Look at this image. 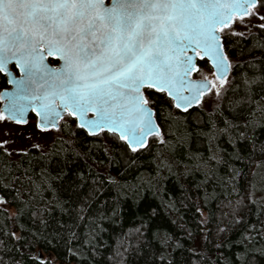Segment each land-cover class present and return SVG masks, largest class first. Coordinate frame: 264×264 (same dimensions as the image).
<instances>
[{
	"label": "snow or ice",
	"instance_id": "1",
	"mask_svg": "<svg viewBox=\"0 0 264 264\" xmlns=\"http://www.w3.org/2000/svg\"><path fill=\"white\" fill-rule=\"evenodd\" d=\"M0 73V264H264V0H0Z\"/></svg>",
	"mask_w": 264,
	"mask_h": 264
},
{
	"label": "trees",
	"instance_id": "2",
	"mask_svg": "<svg viewBox=\"0 0 264 264\" xmlns=\"http://www.w3.org/2000/svg\"><path fill=\"white\" fill-rule=\"evenodd\" d=\"M257 55H259V53H257ZM5 83H6V79L4 78L3 74L0 73V89L1 87L5 85ZM31 118H36V117L34 114H32ZM260 138L264 139V135H261ZM51 147H52V144L48 148H44V149L30 147L28 151L31 153L32 156H39L42 151H45ZM223 147L227 148L229 152L232 151V148L226 143L223 145ZM144 159L146 160L147 158L145 157ZM233 163L236 168H239L244 172L248 171V169L244 167V163H245L244 161H233ZM113 177H115V173H113ZM11 179H12L11 175L7 173L0 175V180H3L4 182H8ZM107 182L111 183L110 180ZM244 183L246 184L247 180H245ZM209 191H211V188H209ZM178 194H179V189H176L173 195H178ZM45 195L48 196L49 199H51V196H49L47 193ZM261 195H264V193H261ZM130 203L131 202H129V204ZM125 209L126 210L122 213L120 219L116 220L115 223H113L110 220H104L100 222V227L103 229H106V231L100 233V236L97 237V241L109 247V253H105L106 255L110 254V250L114 249L118 245L120 239H127V242L131 244L136 243V240L133 237L131 236L125 237V233H130L134 228L139 227V223L135 221L134 219L135 209L129 208L127 205L125 206ZM53 215L61 217L68 224L72 223L71 217L63 214L59 209H56L53 212ZM21 222L31 227V221L27 220V218H22ZM74 230L81 234L85 231L83 227H80L79 229H74ZM56 243L57 242L54 241L53 246ZM59 245L60 247L56 248V250L53 251L52 255L64 257L67 260L68 264H77V261L80 259V257L77 256L75 259H73L71 254L67 253L66 247L64 245V241H59ZM74 251H75V248H74ZM101 252H104L103 248L101 249ZM47 254H48V249H44L43 255L47 256ZM24 259H25V264H31V260H29L27 257H25Z\"/></svg>",
	"mask_w": 264,
	"mask_h": 264
},
{
	"label": "rangeland",
	"instance_id": "3",
	"mask_svg": "<svg viewBox=\"0 0 264 264\" xmlns=\"http://www.w3.org/2000/svg\"><path fill=\"white\" fill-rule=\"evenodd\" d=\"M36 119L31 118L27 123L16 125L14 122L0 124V141L8 140V144L3 145L15 153L22 149H29L33 145H40V148H48L55 137L54 129L36 128ZM5 130L9 133L5 135Z\"/></svg>",
	"mask_w": 264,
	"mask_h": 264
},
{
	"label": "water",
	"instance_id": "4",
	"mask_svg": "<svg viewBox=\"0 0 264 264\" xmlns=\"http://www.w3.org/2000/svg\"><path fill=\"white\" fill-rule=\"evenodd\" d=\"M14 71L16 72L17 75H20L18 69H17V70L14 69ZM11 87H12V85H9V84H8V86L5 87V88H11ZM3 90H4V88L0 91V93H2ZM1 101H2V103H1V110H4V109L6 108V106H7V103H8V101H7V97H5L4 99H1ZM31 114H34V113H31V112H30V113L26 114L27 121L30 119ZM5 115H7L6 112H5ZM34 115H35V114H34Z\"/></svg>",
	"mask_w": 264,
	"mask_h": 264
},
{
	"label": "flooded vegetation",
	"instance_id": "5",
	"mask_svg": "<svg viewBox=\"0 0 264 264\" xmlns=\"http://www.w3.org/2000/svg\"><path fill=\"white\" fill-rule=\"evenodd\" d=\"M16 70H17V69H16ZM7 86H8V84H7V82H6L5 85H4L3 87H1L0 91H1L3 88L7 87ZM1 103H2V101H1V99H0V110H1ZM0 124H1V122H0Z\"/></svg>",
	"mask_w": 264,
	"mask_h": 264
}]
</instances>
